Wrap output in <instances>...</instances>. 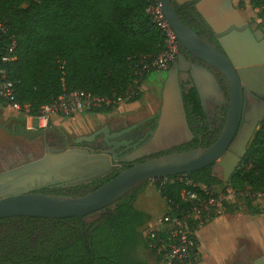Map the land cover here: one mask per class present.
<instances>
[{"label":"trees","instance_id":"16d2710c","mask_svg":"<svg viewBox=\"0 0 264 264\" xmlns=\"http://www.w3.org/2000/svg\"><path fill=\"white\" fill-rule=\"evenodd\" d=\"M150 4L151 0H0V55L15 43L16 60L8 64L7 71L17 101L27 106L33 117L44 106L76 91L111 100L123 97L124 103L140 101L143 90L131 92L135 81L142 84L154 72L143 70L144 64L166 50L165 35L147 12ZM251 4L260 6L259 2ZM172 5L191 31L209 41L208 29L193 3L179 5L172 0ZM261 14L264 17V11ZM179 48L183 50L180 44ZM191 105H185L188 119L202 111L199 105ZM112 109L90 111L100 114ZM215 139L201 148L211 146ZM197 148L198 141L175 147L168 155ZM125 170L78 186L49 187L43 194L82 197ZM188 181L204 186L207 192L223 184L207 167L186 177L157 179L154 185L167 208L186 212L191 205L182 201L181 193ZM149 184L124 195L114 209L106 208V213L90 224L76 217L0 219V264H123L122 248L143 239L141 230L153 219L135 207ZM225 185L227 191L238 194L264 192V123ZM188 189L204 194L198 188ZM244 202L249 210L256 207L250 198ZM227 208L234 212L238 205L227 204Z\"/></svg>","mask_w":264,"mask_h":264},{"label":"water","instance_id":"95a60500","mask_svg":"<svg viewBox=\"0 0 264 264\" xmlns=\"http://www.w3.org/2000/svg\"><path fill=\"white\" fill-rule=\"evenodd\" d=\"M164 17L175 33L183 49L224 75L230 86V110L226 126L219 138L207 148L166 155L135 164L98 190L82 197H61L36 193L54 186H78L103 178L114 172L122 163H133L144 157L167 152L189 143L192 134L186 117V110L178 84V66L175 64L168 73L162 90L163 105L161 119L150 143L130 155L119 158L115 150L126 142H110L140 127H132L111 135L109 126L91 136H82L81 142H94L104 135V142L114 146L112 152L116 163L104 153L77 148H55L49 146L38 159L14 165L0 173V219L9 217H35L48 219L80 218L83 223H93L114 209V204L127 193L157 179L173 176L186 177L188 174L212 166V173L228 183L245 157L259 121L245 126L234 140L242 114L243 85L259 94H264V33L250 25L235 7L234 0H199L196 10L218 37L222 52L191 31L178 17L172 0H158ZM194 0H175L179 5ZM204 73L211 85L200 92L205 100L210 95L223 98V93L212 73ZM2 114H0V121ZM0 127L3 128L2 123ZM29 133L32 137H29ZM35 139L40 134L26 130L21 134ZM253 264H264V255Z\"/></svg>","mask_w":264,"mask_h":264},{"label":"built area","instance_id":"2783aa9c","mask_svg":"<svg viewBox=\"0 0 264 264\" xmlns=\"http://www.w3.org/2000/svg\"><path fill=\"white\" fill-rule=\"evenodd\" d=\"M248 2L256 13L264 11V0H248ZM252 2H259L260 6L253 7ZM147 12L158 23L165 35L166 50L159 57L146 62L143 70H146V72L164 71L174 62L179 43L174 31L164 17L158 0H151ZM258 23L264 31V19ZM15 47V43H13L0 55V101L9 109L21 113L27 120L36 119L39 130L47 129L52 117L55 115L71 116L90 110L115 109L116 106L119 107L125 102L123 97L111 100L95 97L84 91H76L63 95L54 103L44 106L37 117H32L29 108L27 106L23 107L17 101L14 83L8 76L7 66L16 60ZM142 74L143 72L139 75L142 76ZM142 90L140 81H135V87L132 88L131 92L135 94V92ZM185 184L186 188L182 190L181 199L191 205L188 210L179 212L173 209L170 210L166 206V213L161 217L153 218L142 228L143 235L149 243V248L160 259L159 264H196L199 252L198 232L214 219L229 213L227 204H238L239 201L235 200L237 197L242 200L250 198L253 205L258 208H260V205L264 206V192L238 194L231 191L228 194H223V189L220 191L215 189L219 185L207 192V189L202 185H194L191 181ZM190 186L200 189L204 194L201 195L192 189H188Z\"/></svg>","mask_w":264,"mask_h":264},{"label":"flooded vegetation","instance_id":"af4514ba","mask_svg":"<svg viewBox=\"0 0 264 264\" xmlns=\"http://www.w3.org/2000/svg\"><path fill=\"white\" fill-rule=\"evenodd\" d=\"M198 1L199 0H194L191 2H187V3H193L196 8V4ZM234 5L240 11L238 6H236L235 2H234ZM201 19L204 23V26L207 27L208 29L207 39L209 41H206V40L205 41L222 52L223 50L218 42V37L212 31V29L206 24V22L203 20L202 17ZM249 24L251 25V23ZM261 30L264 33L262 28ZM175 64H177L178 66L177 78H178L179 89H180V92L183 98L184 106L186 105V102H189L195 107L199 105V107L202 110L201 113L197 115V117L193 116L191 119L190 118L188 119V116L186 114L189 128L192 134L194 135V138L187 144L198 141V146L201 147L203 144L211 143L215 137H216L215 140H217L226 126L227 118H228V114L230 110V86H229V83L226 77L222 75L217 69L207 65L205 62L201 61L194 55L187 53L184 49L182 50L181 48H179V44H178L177 56L174 62L172 63V65L167 70L159 71L161 72L160 76L163 81L162 89L160 92L161 99H162L161 93L164 88L166 77L168 73L173 69ZM204 70L205 71L207 70L213 74L216 84L218 85L221 92L223 93V98L212 94L204 102L200 90L207 85H211V81L208 79V77L204 73ZM242 90L244 94L243 108H242V114H241V118L239 121V125L237 128L234 140H236L237 136L239 135L240 132L243 131L245 126H248L255 121H259L258 126H257V129H258L264 123V94H259L253 91L251 87L247 85H243ZM162 105H163V100H162ZM162 105H160L156 110H154L150 115L145 117L143 120L139 121V122H143V124L137 129L133 130L132 132L128 134L123 135L122 137L109 140L110 142L115 141L118 143L126 142L125 145L115 150V153L119 155V158H123L126 155H130L136 150L141 149L150 143L152 139V133L157 130L159 121L161 119L160 111H161ZM135 124H132L126 128H122L120 130H113L109 127L110 134L113 135L116 133H120L132 127ZM22 127H25L24 124H22ZM6 129H7L6 133H8L9 128H6ZM19 130L20 128L17 129V136L21 140L27 141L29 144L31 141L35 140V139H28L26 137H23L21 135L23 130H21V132H19ZM97 131L93 132L92 134L96 133ZM92 134L88 136H91ZM101 136H102V140L97 147L95 148L89 147L90 144L96 142ZM29 137H32V134L29 133ZM42 137H46V141H44V144H43V147L45 150H47V148H49L50 145L51 146L54 145L55 148L66 147V148H77V149H83V150H92L98 153H104V154L109 155L112 158V162L116 163L114 159V153L112 152V149L114 148V146H108L104 142L103 134L97 137V139L94 142L78 143V139L80 138L79 137L72 141V144H71L72 146H68L69 139L65 135L62 136V141L60 145H58L56 142L54 143V139L53 137H51V135H43ZM169 152L167 151V152H160L157 154H153V155L144 157L142 159H139L133 163H122L121 161H117L119 166L117 167L116 170H120L123 168L128 169L135 164L147 162L155 158L168 155ZM243 159L244 158H242L241 163ZM27 162H30V161H27ZM27 162H24V163H27ZM24 163H19V161L16 159L10 165H7V166L5 165V166L0 167V173H2L5 169L12 168L14 165L19 166ZM210 168H211V175L219 179L221 182H223L218 176L213 175L212 166H210ZM54 187H72V186L61 185V186H54ZM45 189L47 188L41 189L37 191L36 193L43 194ZM142 236H143V239L131 242L130 244H126L122 248L121 257H122L123 264H159L157 263L153 255L151 254L149 243L147 239L144 237L143 232H142Z\"/></svg>","mask_w":264,"mask_h":264},{"label":"crops","instance_id":"0c3cea01","mask_svg":"<svg viewBox=\"0 0 264 264\" xmlns=\"http://www.w3.org/2000/svg\"><path fill=\"white\" fill-rule=\"evenodd\" d=\"M0 114H2L0 124L2 123L3 126V128L0 127V167H2L15 161L20 147L29 143L25 141L21 144V139L17 136V129L20 128L19 132L24 129L23 123L17 118L19 113L9 109L0 101ZM26 122L25 129L32 131L30 130L31 120H26ZM6 128H9L8 133H6ZM3 151L8 153H3ZM30 154L28 153V156ZM151 190L161 198L154 182H151L137 199L135 207L156 217L158 215L152 210L153 208L143 201ZM161 200L165 206L164 213H166L165 202ZM198 238L199 252L196 264H253L264 254V206L255 207L254 210H249L246 205L240 206L234 212L216 218L203 227L198 232Z\"/></svg>","mask_w":264,"mask_h":264},{"label":"rangeland","instance_id":"374dc122","mask_svg":"<svg viewBox=\"0 0 264 264\" xmlns=\"http://www.w3.org/2000/svg\"><path fill=\"white\" fill-rule=\"evenodd\" d=\"M234 2L240 9L244 19L251 23V25H255L256 29H261V25L258 22H261L264 19L263 15L261 13H256L249 4L248 0H234ZM160 74L161 72L154 71L150 75H147L146 79L142 82L143 97L138 102L123 103L121 106L116 107L115 109L100 114H96L91 111H85L83 113H78L71 116L55 115L52 117L53 119L45 131H40L37 128V121L31 120L32 123H30V130L39 133L40 135L38 138H35L34 141H31L30 144H26L24 140H21V144L25 143V146L22 145L18 150L17 160L19 163H24L43 156L46 152L43 147L46 137H42L43 135H51V137L54 139V143L56 142L58 145L61 144L62 136L65 135L69 139L68 146H72L71 144L74 139L82 136H88L106 125L113 130H120L143 120L160 105H162L160 92L163 81ZM17 118L20 122L27 126V119L25 116L19 113ZM259 129L260 127L257 130ZM101 140L102 136L96 142L90 144L89 147H97ZM3 153L8 152L3 151ZM28 153L31 154L28 156ZM215 189L217 191L223 189V194L229 193V191L226 190V185L224 182ZM161 199L162 198L158 197L157 194L152 190L143 199V201L147 202L149 207L153 208L152 210L158 215L153 218L161 217L163 215L162 213L165 211V206ZM235 200L239 201L237 204L238 207L245 205L244 200H242L240 197H237Z\"/></svg>","mask_w":264,"mask_h":264}]
</instances>
